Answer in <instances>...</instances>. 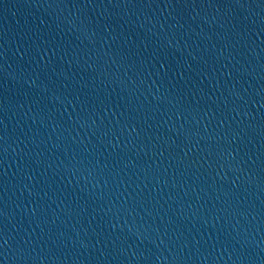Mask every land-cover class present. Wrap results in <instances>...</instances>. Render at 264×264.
<instances>
[{
	"label": "water",
	"instance_id": "1",
	"mask_svg": "<svg viewBox=\"0 0 264 264\" xmlns=\"http://www.w3.org/2000/svg\"><path fill=\"white\" fill-rule=\"evenodd\" d=\"M264 0H0V264H255Z\"/></svg>",
	"mask_w": 264,
	"mask_h": 264
}]
</instances>
